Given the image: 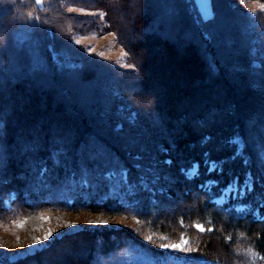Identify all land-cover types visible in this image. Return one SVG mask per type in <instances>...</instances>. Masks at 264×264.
Wrapping results in <instances>:
<instances>
[{"label": "trees", "instance_id": "obj_1", "mask_svg": "<svg viewBox=\"0 0 264 264\" xmlns=\"http://www.w3.org/2000/svg\"><path fill=\"white\" fill-rule=\"evenodd\" d=\"M28 1L29 5H13V9L10 2H0L7 8L0 11V126L4 124L1 128L4 135L0 138V192L1 189L15 192L13 204L29 210L57 204L65 209L130 213L144 218L143 221H152L155 214H159L158 208L167 202L166 196L175 198L174 185L166 184L161 193L157 191L161 189V178L156 181L158 188L151 186L143 177V170L129 165L127 150L137 151L132 153L131 159L142 150L135 144L120 145L117 134L121 130L113 131L111 127L129 122L130 109L125 111L120 107L134 106L150 112L148 117L143 115V128L129 122V128L136 133L134 143L157 140L162 148L156 151L155 157L162 161L161 166H170L180 149L187 159L186 167L198 165L194 178L178 186L175 184L185 204L194 203L195 211L188 214L182 210L172 211L173 217L166 218L164 225H158L157 220L153 233L159 231L176 240L184 232L193 235L189 227L205 222L212 231L197 233L198 252L191 257L160 250L131 233L121 232L119 236L106 239L97 234L101 243L104 242L100 258L116 259L125 252L142 256L144 264H264V171L250 158L246 145L249 130L244 129L245 121H249L245 117L251 107L249 102L253 99L250 95L264 87L262 27L249 23L247 13L232 7L231 0H227L231 6L229 12H225L227 19L224 16L221 20L218 2L214 5L215 18L203 20L193 0H95V5L105 9L109 28L129 53L137 71L135 75L91 56H83L81 64L74 67L59 65L54 54L63 48L77 49L76 55L84 53L73 45L68 33L72 15L63 11V0H53L45 8L35 7L39 23H33L28 16L35 4L33 0ZM117 9L127 15L122 22L115 17ZM21 24L33 29L24 43L19 42L14 33ZM34 42L37 43L32 50ZM166 56L167 61L172 56L179 63L185 61L189 71H182L178 63L164 69L161 64ZM256 60L260 65L252 64ZM155 71L165 79L156 83L162 88L151 106L147 100L145 107L142 101L135 102L133 97L130 100L126 87L134 83V79L141 87L146 82L155 84L151 76ZM97 74L102 78L96 86L97 97L93 102H84V106L78 97L81 92L78 83L93 81ZM224 112L234 117L227 120L224 128L209 124V116L224 117ZM193 114L199 116L201 135L186 125ZM253 120L251 118L250 122ZM233 121L237 129L225 135L224 129ZM220 134L225 135L229 143L233 137L240 138L244 145L239 153L235 145L227 144L223 149L218 144L214 148V136ZM143 146L146 151L151 150L150 143ZM95 150H99L98 163H87L89 168L81 172V168L78 169L81 162L75 161L81 155L86 159L84 152L88 154V161L92 159L89 162H95ZM105 151L109 153L103 160L101 154ZM243 156L248 158L245 163ZM155 157L151 158L152 163ZM167 158H170L169 163L164 162ZM71 161L74 162L71 164ZM211 164L216 166L212 169ZM62 169L63 179L52 175L54 170L60 175ZM156 170L148 167L144 172L148 176H159ZM246 172L251 174L253 185L243 197L230 199L222 208L211 200L234 180L242 185ZM2 177L14 182L2 188ZM208 182H214L211 191L204 190ZM6 198L1 192L0 213L7 216ZM238 204L248 206L242 215H237L233 208ZM108 242L109 247L104 246ZM99 260L95 253L94 257L93 254L82 257L77 264H98Z\"/></svg>", "mask_w": 264, "mask_h": 264}, {"label": "rangeland", "instance_id": "obj_2", "mask_svg": "<svg viewBox=\"0 0 264 264\" xmlns=\"http://www.w3.org/2000/svg\"><path fill=\"white\" fill-rule=\"evenodd\" d=\"M6 1L11 3L10 5L12 9L13 5H29L30 2L28 0ZM73 1L76 0H63L61 2V5L63 6V11L65 12V14L72 15L71 18H69L68 26V33L71 34L70 36L72 43L76 48H81L84 53L76 55V53H78L77 49L71 50L63 48L61 52H59L58 54H54V56L58 60L59 65L65 67H74L81 64L83 56H91L95 57L97 61L102 60L109 62L122 71H125L127 73H135L136 75L137 71L135 65L131 63L129 53L119 43L116 34L112 32V30L108 26L107 13L105 12V9H101V7L95 5V0H79L82 3L85 2L83 3L84 5L75 4ZM33 2L35 6L34 8H32V12L31 14H29L28 18H30L31 22L33 23L34 21H37V23H39L35 16V7L45 8L47 6H50L53 0H33ZM193 2L195 3V7L197 8L200 18L203 20H207L212 17L215 18V2H218V12H221L218 14L220 20L223 19L224 16H226L227 19V13L229 12V9L231 7L229 5L230 2H227V0H193ZM231 2L233 3L232 7L243 10L247 13V15L249 16V23H252V25H258L264 30V1L231 0ZM3 6L4 5L0 3L1 12L4 10V8H6ZM114 11H117L115 17H118V21L122 22L127 18L126 13L121 12V10L117 9ZM225 12L227 13L225 14ZM234 16H236L235 13ZM77 25H79V31L75 29ZM14 33L16 39L19 42L24 43L29 38V35L33 33V29L21 24V26L15 29ZM129 40L131 39L129 38ZM35 43L37 42L31 44L32 50H35ZM156 52L159 53L160 49L156 50ZM162 59L164 64L161 65L164 69H166L169 64L178 63L180 68H182V71H189V69H187L184 65L185 61H180L179 63L178 61H176V57L174 56L169 58L168 61L167 56L163 57ZM252 64L260 65L259 61L257 60L252 62ZM95 76V80L93 81L85 80L78 83V86L81 87V92L78 97L83 104L84 102H93L97 97L95 95V90L98 87L97 85L101 83L102 78L101 75L98 74ZM151 76L155 78V84H148L146 82L145 85L143 83V87H141L135 83L136 79H134V83L131 82L130 86L126 87L127 93H130L129 95L126 94V96L128 95L127 97L129 98L133 97L135 102L142 101V107H145L144 103L146 100L148 103L150 102L149 106H151L153 100L155 99V96L159 94V89L161 90L162 88L159 87L160 85L158 86L156 83L159 80L165 79H163L160 75L158 76L157 71L152 72ZM181 76L182 75H180L179 77ZM161 83H163V81H161ZM216 87H214V91L216 90ZM262 88L259 89L257 94L250 95L253 97V99L251 102H249V106L251 107H249L248 114L247 112H245L244 114H247L245 117L249 120L245 121L246 127L244 129H247L246 131L249 130V142L246 143V145H248V150L250 151V158L252 161L257 162L259 168L263 167L262 170L264 171V89ZM126 108L130 109L129 113L131 117L129 119V122L132 123V126L136 124V126L143 128V115L145 117H148L150 115V112H143L141 111L143 109L137 107L135 108L134 106L133 108L126 106L120 107V109H125V111H128ZM85 109H87V107H85ZM102 109L105 110V108ZM249 112H251L252 114L254 113L252 117L250 116L251 113ZM213 115L214 114H212V116ZM223 115L224 117L220 118H217V116H209V124L215 125L218 129L219 126L223 127V125H225V123H227V120H229L231 117L230 115L227 116L226 112H224ZM198 117L199 116L197 114H193L192 116L188 117L189 120L186 122V125L187 127H191L192 130H195L197 132V135H201L203 134V131L200 129L201 126L199 125V121L197 120ZM256 117L257 119H255ZM233 118L231 117L230 120H232ZM251 118L254 119L252 122H250ZM129 122H121V124H116L111 128L113 131L115 129L121 130L117 134L120 145L131 147V145L135 144L140 147L142 152L139 155L134 153L133 155L135 157L134 159L132 157L133 160L131 159V156L133 152H137L135 151L136 149L127 150L129 151V154L126 153L125 155H128V157L130 158L127 159V161L132 168H136L138 171L143 170V177H145V180H147V182H150L149 184H151V186H157L156 181L161 178L162 184L161 187L159 186L161 189L157 191H160L162 193V190H165V186H167L169 183L174 186L175 184L178 186V184H182L185 180H190L196 176V174L198 173V165L193 164L186 167L185 161H187V159L184 158L185 156H183L184 154L181 149L177 151L175 159L170 166H168V164L166 167L161 166L162 161L160 159L157 160V157H155L156 151H159L162 148L159 143H157V140L154 139L155 142H147L151 144V150L146 151L143 145L146 146L147 143L133 142L136 133L134 132L135 130H131V128H129ZM3 125L4 124L1 123L0 138H3L4 135L1 131ZM229 125L230 126H228L227 129H224L226 131V133L223 132L225 133V135L230 134L235 130V128L237 129L238 127L236 126V122L234 121L231 124L229 123ZM212 129L213 128L211 127V130ZM225 135L222 136V134H220L214 136L215 142L213 144V147L216 148V146L220 144L224 149L225 145L227 144L231 146L235 145L237 153H239L238 151L242 149L244 145V143L241 142V139L236 136L235 138L233 137L230 140L231 143H229L226 142L227 138L225 139ZM113 138L117 139L116 137ZM196 143L197 145H199L198 143L200 142L197 141ZM141 146L143 148H141ZM83 150L84 149H82V151ZM107 152L108 151H105L103 152V154H101L103 160L107 158L106 156H108L109 153ZM73 153L74 152H72L71 154L72 160L74 159ZM237 153L235 154V156L237 155ZM84 154L86 155V159L82 158L81 155L79 159L75 161L76 163L81 162V165L78 166V169L79 167L81 168V172L87 171V168H89L88 166H86L87 163L88 165L89 163H98L99 150H95V162H89L92 159L88 161V154L83 152V156ZM188 155L189 154H187L186 156L187 158ZM111 156L112 158L116 159L115 155L111 154ZM154 157L156 158V161L152 163L151 158ZM230 159L233 160L234 157H231ZM246 159L248 158H246L245 156L242 157L244 163ZM131 160L136 164H133ZM73 162L74 161H71V164ZM164 162L169 163L170 158H167L166 160H164ZM95 165H97L95 166V170H98V164ZM215 166L216 164H211L210 168L213 169ZM57 167H60V165H57ZM148 167L156 168V174L158 173L159 176H148V174L145 173ZM52 175L55 177L60 176L61 179H63V169L60 175H58L55 170ZM95 175L97 176L99 175V173L95 172ZM2 181V188L14 182L11 181L9 177H2ZM213 184L214 182H208L204 190L211 191L210 188ZM252 185L253 180L251 174L249 172H246V179L244 180L242 185H239L238 181L234 180L211 200L215 202L216 205L222 208L226 203L229 202L230 199L243 197L246 193V190L252 189ZM174 186L173 194L175 195V198L168 194V196H166L167 202L165 204H162L158 208L159 214H155L152 221H143L145 220L144 218L140 219L130 213L110 214L108 212H96L87 209H65L60 205L58 206L57 204L53 206H37V209L29 210L13 204L16 199L15 192L7 190L9 192L8 193L4 192L3 189H1V192L4 195H7L8 198L4 199V206L7 210V216L0 213V264H19L21 262H23L21 264H77V262H79L82 257H86L91 254H93L94 257L95 253L96 258L100 259L98 264H104L107 261H109L108 264H144L142 256L131 255V253L125 252L123 254H120V257L116 259L115 257L105 258L106 256L100 258L101 255H99V251H102V244L104 242L101 243L99 238H97V234H101L100 236L106 239L112 238V235L119 236L121 235V232L131 233L132 236L140 239L148 245L166 251L168 253L177 254L181 257H191L194 253L198 252V248L195 246L196 239H198L199 236L197 233H206L212 231V228L207 229L206 222L193 224L192 227H189L194 233L193 235L191 233L184 232L176 240L161 235L159 231H155L153 233V228L156 225L157 220L159 221L158 225H164V220H166V218L173 217L172 211L182 210L184 212H187V214L195 211L194 203L191 202L190 204H185V200L182 197L183 194L177 190L176 186ZM156 188H158V186ZM184 190L185 189L183 186L182 191ZM233 208L236 211L237 215H242L244 214L246 209H248V206L238 204ZM256 214L259 215V212H256ZM262 219H264V217H262ZM197 225L202 226L205 230L199 231ZM184 241H187V244H185ZM108 245H110L109 242L108 244H104V246L106 247H109ZM171 245H181L183 250H180L179 248L174 249L171 247ZM93 264H97V262H94Z\"/></svg>", "mask_w": 264, "mask_h": 264}, {"label": "snow or ice", "instance_id": "obj_3", "mask_svg": "<svg viewBox=\"0 0 264 264\" xmlns=\"http://www.w3.org/2000/svg\"><path fill=\"white\" fill-rule=\"evenodd\" d=\"M197 228L199 229V231H204L205 229L200 226V225H197ZM185 244H187V241H184ZM172 248L176 249V248H179L180 250H183L182 246L181 245H171ZM172 259V258H170Z\"/></svg>", "mask_w": 264, "mask_h": 264}]
</instances>
